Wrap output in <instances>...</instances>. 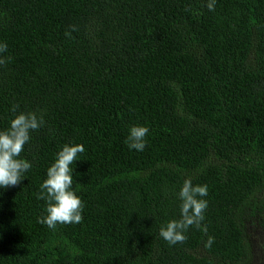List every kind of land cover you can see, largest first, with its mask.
<instances>
[{
    "label": "trees",
    "instance_id": "trees-1",
    "mask_svg": "<svg viewBox=\"0 0 264 264\" xmlns=\"http://www.w3.org/2000/svg\"><path fill=\"white\" fill-rule=\"evenodd\" d=\"M208 2L0 0V130L14 105L45 120L20 154L31 169L0 187V264L248 263L264 232V0ZM66 143L85 149L83 220L53 230L36 193ZM186 178L207 185V233L170 245Z\"/></svg>",
    "mask_w": 264,
    "mask_h": 264
},
{
    "label": "clouds",
    "instance_id": "clouds-1",
    "mask_svg": "<svg viewBox=\"0 0 264 264\" xmlns=\"http://www.w3.org/2000/svg\"><path fill=\"white\" fill-rule=\"evenodd\" d=\"M207 7L210 11L215 8V0H209ZM70 33L66 32V35ZM7 51V45L0 43V54ZM11 58L0 55V65H5ZM17 105L12 107L16 113L9 122V127L0 130V187H14L24 178V173L31 169V163L20 154L24 145L30 140V132L38 130L45 124L43 115L36 112H19ZM149 129L143 125H133L125 143L129 149L142 151L146 147V137ZM82 144L66 143L56 153L54 162L47 169L46 179L40 185L36 198L46 202L45 213L37 218V222L56 230L58 224H76L83 220L82 210L84 204L73 190L72 165L78 160V155L84 152ZM207 185H194L191 178L183 181L179 190L180 216L172 219L160 227V236L170 245L183 243L189 228L195 226L207 233L202 224L204 212L208 206ZM214 237L208 236L204 243L210 248Z\"/></svg>",
    "mask_w": 264,
    "mask_h": 264
},
{
    "label": "rangeland",
    "instance_id": "rangeland-1",
    "mask_svg": "<svg viewBox=\"0 0 264 264\" xmlns=\"http://www.w3.org/2000/svg\"><path fill=\"white\" fill-rule=\"evenodd\" d=\"M251 244V257L247 264H264V232L253 229L248 236Z\"/></svg>",
    "mask_w": 264,
    "mask_h": 264
}]
</instances>
